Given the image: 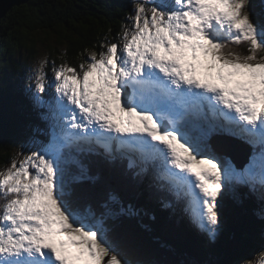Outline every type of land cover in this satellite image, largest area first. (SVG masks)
<instances>
[{
    "label": "snow or ice",
    "instance_id": "1",
    "mask_svg": "<svg viewBox=\"0 0 264 264\" xmlns=\"http://www.w3.org/2000/svg\"><path fill=\"white\" fill-rule=\"evenodd\" d=\"M247 3L140 0L122 46L102 44L79 70L67 62L53 66L54 102L40 95L49 86L47 59L41 62L33 99L56 123L44 150L0 171V264H130L104 226L115 215L109 205H120L118 195L109 194L99 215L74 204L71 185L91 177L65 155L69 149L159 162L157 178L187 201L193 223L212 237L222 189L234 182L252 191L259 186L264 195V55H257L264 24ZM241 42L246 53L228 48ZM215 134L240 136L259 152L237 170L208 151ZM128 166H136L131 157ZM119 210L137 214L131 205Z\"/></svg>",
    "mask_w": 264,
    "mask_h": 264
},
{
    "label": "trees",
    "instance_id": "2",
    "mask_svg": "<svg viewBox=\"0 0 264 264\" xmlns=\"http://www.w3.org/2000/svg\"><path fill=\"white\" fill-rule=\"evenodd\" d=\"M149 2L160 4L161 0ZM131 7L132 0H30L26 4L13 7L0 20V149L4 148L0 152V170L13 161L11 139L20 142L21 137H37L38 145L45 148L51 124L50 117L43 118L50 115L47 107L33 108L36 90L31 88L33 94L30 93L29 99L28 91L24 87L25 68L19 63L17 56L24 52H27L28 57L34 56L36 45L41 42L47 46L53 62H67L79 70V64L90 53L99 54L102 51V44L119 42L122 46L124 27H131L133 23L130 16L134 15V11H130ZM52 42L62 46L63 52ZM240 49L246 53L248 46L247 49L234 48V51L240 52ZM257 55H264V50L258 51ZM14 74L19 75L16 82L20 86L15 87L10 83H15ZM49 93L46 90L40 95L48 101ZM95 164L108 183L102 184L99 189L106 191L108 187L113 188L112 193L118 195L120 205L125 208L131 205L136 209L135 218L139 220H129L132 222L129 227L134 229L135 234L144 236L146 241H141L145 245L150 244V247L155 248L158 241L161 247L157 249L158 259L164 258L166 261L163 249H172L177 253L170 251L174 253L170 257L175 264L250 263L255 262V256L263 260L262 190L254 193L240 186L237 188V195L226 191L224 197L220 198L223 213L221 224L219 223L215 237H212L195 226L188 212L185 216L182 208L174 204L166 207L165 204L169 205L166 191L163 192L165 195L154 194V189L148 190L146 179H140L139 175L133 183L125 180L129 175L124 169L128 162L125 165L101 161ZM145 166L148 170L151 164ZM125 181L131 185L129 192L119 188V184H125ZM163 186L162 191L168 187L165 182ZM153 194L156 198H152ZM179 213L184 215L183 219ZM109 234L115 237L112 230H109ZM168 241L171 243L168 244ZM138 245L135 242L130 247L135 257L149 259L148 262L156 259L155 256L149 258V254L138 248Z\"/></svg>",
    "mask_w": 264,
    "mask_h": 264
},
{
    "label": "rangeland",
    "instance_id": "3",
    "mask_svg": "<svg viewBox=\"0 0 264 264\" xmlns=\"http://www.w3.org/2000/svg\"><path fill=\"white\" fill-rule=\"evenodd\" d=\"M139 2H140V0H132V7L130 8V11L133 10L134 11V14H135V6ZM246 10L250 12L251 17L255 21H258L261 24H264V0H248V3L246 4ZM52 43L54 45H56L55 42H52ZM247 46H248L247 45V42H241L240 44L230 43L228 45V48L234 47V48H236V49L239 50L240 47H243V49H247ZM56 48H58L59 51L61 50L63 52V47L62 46L56 45ZM234 48L231 49V50L234 51ZM226 50H227V48H226ZM240 52L245 53V50H241L240 49ZM17 58L20 59L19 60V63L22 64V66H24V68H25V71H23V72H25V74H26V76L24 77V82H25L26 85L24 87H26V89L28 91L29 99H30V93H32V91H30L31 88H32V90H36L35 81H36L37 69L41 66V62L44 61L45 59H47V64L44 66V72L46 73V81L49 82V86L46 87V90H48V92H50L49 93L50 96L48 95L49 96V100L48 101L54 102L55 92H54V87L51 86V81H52L53 76H54L52 69H53V66L54 65L55 66H59V65H61L63 63H61V61H58V63L53 62V59H51V57H50V54H49V51H48L47 46H45L41 42H39L36 45V54L34 56L28 57L27 52H24L21 55H18ZM87 59H85V60H87ZM15 74H18V73H15ZM18 77H19V75H15L14 76L13 79H14L15 83L10 82L11 84L15 85V87L20 86V84H18V82H16V80L18 79ZM33 108L34 109H39L40 107H38L35 104ZM42 108H44V107H42ZM47 116L51 118L50 122H51L52 125L50 124V129L52 130L53 125L56 123V121L52 118L51 114L50 115H47ZM36 131H38V129H36ZM48 135H49L48 138L51 139V137H52V131H50L48 133ZM235 137L236 138L238 137V139H239L240 136H235ZM226 139H228V138H226ZM243 139L240 137L239 140L241 142H238V143H241L243 146H246V147H244V149H246V150L242 149V152H241V149H239V150L237 149V151L240 153V155H241V157L243 159L241 162H239L238 160H235L234 161L233 160L234 157H232L230 155L227 156L226 153H225V152L231 153V148L228 145L231 144V143H233V142L235 143V141H234L235 139L234 140L233 139L230 140L231 142H228V141L224 140L225 145L222 143L221 146H217L216 145V143H217L216 136H214V137L211 138V140H208L207 141V145L210 147V148H208V151L211 152V153H213V154H215L216 156H218L221 160L230 163L237 170L243 171L252 162L253 157L255 155H257V153L255 154L256 150L259 149V148H257V149L255 148L254 149L252 144L248 143L246 139H244V140ZM11 141H12L11 143L13 145L12 146L13 147L12 148V158L15 159V160H17V162H19L20 160H22L24 158V155H26V154H30L33 151H42V150H44L47 147V145L50 143V142L47 143L46 146H45V148H44L41 145H38V143H37L38 142L37 137H32V136H28V138H26V139H24L23 137H21V139H19L20 142H16V141H14L12 139H11ZM8 143H10V140H9ZM1 149L4 150L3 147H1ZM1 149H0V152H1ZM249 149H254V151H255V152L253 151V153L255 155L252 156L250 162L247 160ZM99 150H100L101 153H103L104 155H106L101 149H99ZM113 155H114V152H112L111 155H107V157H109V158L111 157V159H112V156ZM132 157L133 158H136L135 154H133ZM93 158L96 159V160H98V161H101V162H109L111 164L117 163L116 160H113L112 159L111 161H108L104 157L99 156V154H93ZM151 164L153 165V167H150L146 172H142L141 169L138 168V167H137V170L139 172L140 179H143V180L146 179V181H147L146 184H147L148 190L154 189L153 190V193L156 194V195L158 194L160 196V195H163V192L166 191V190H163V191L161 190V185L163 186V181H161V180H159L157 178V175H158L157 168L158 167L155 166L154 164H157L158 165V162H154V163H151ZM10 166H11V163L10 164H7L4 169H6L7 167H10ZM144 167H146V166H143L142 168H144ZM4 169L2 168L0 171H2ZM68 169H69V166H68ZM124 169L129 174L124 179L125 180L128 179V181H131L133 183V181H135L134 179H137V176H138V173H135L134 172V170H136V168H134V167L133 168L132 167L130 168L128 165H126L124 167ZM95 170L98 171V172H100L98 170V168H95ZM128 181H125V184L124 183L123 184L122 183L119 184V188L121 187L120 188L121 190L124 189L125 191L127 190L129 192L131 190V185L129 184ZM101 183L102 184H105V182H103V181H100V182L97 181V184H101ZM71 186L72 187L73 186H77L80 189V194L84 193V191H82V187L85 190V192H88V194L94 193V194H92L94 196H93V198L90 201H88V202H86V201L85 202H81V203L85 204L86 206H94L96 204L102 206L105 203H108V200H106L105 197H103L101 194H98L96 192V190H94V188L96 187V185L95 186L90 185L91 187L90 188H87L86 187L87 184L81 183L79 181L77 183L72 184ZM100 186H99V188H100ZM99 188L97 189V191H100ZM236 188L239 189L240 187L237 186L236 183L231 182L226 189H222L221 190L222 191V195L220 197H218V200H219V206H218L219 207V223L220 224H221V220H222L221 218L223 217V213L221 212V199L224 197V193L226 191L231 192L233 195L236 194ZM116 192H117V190H116ZM154 194L152 195V198L155 197ZM81 199H83V198L81 197ZM0 203H2V201H0ZM109 206L111 208H113V210L115 212V215L109 217V219L108 218H105V220H104V226H105L106 229H108V233H109V230H112V224H115V226L120 231L122 240L125 241L127 238L123 239V233L126 234V232L124 231V226H126L127 224H130L131 221H129V220H131L132 218H134L136 220H139V219L135 218L136 217L135 215H128V214H126L124 212H121L119 209H116L113 204H110ZM180 215H181V218L183 219L182 216H184V215L183 214H180ZM179 221L182 222V220H180V219H179ZM191 222L193 223V221H191ZM195 226H197V225L195 224ZM112 232H113V234L115 236L114 231H112ZM110 237L115 242H117L120 245L119 241H117V239L115 237H112L111 235H110ZM142 240L146 241V239L144 238V236H142ZM157 242H156L155 248L148 247L149 253H152L154 250H156L155 256H156V253H157V249H160L161 248L160 245H159V243H157ZM153 243H155V241H153ZM170 243L171 242L168 241V244H170ZM120 247H121V249L123 250V252L126 255V250L124 248H122L121 245H120ZM176 250H178V249H176ZM170 251L176 253L175 250L173 251L172 249H170ZM170 251H168V253H170ZM146 254H148V253L146 252ZM170 254L172 256H174V253H170ZM190 259L192 260V258H190ZM254 259H255V262L254 261H251V264H261L262 261H260L259 258H257L255 256ZM135 263L136 262L133 263L132 261H130V264H135ZM191 264H196V263H192L191 262ZM239 264H250V263L249 262L248 263L240 262Z\"/></svg>",
    "mask_w": 264,
    "mask_h": 264
},
{
    "label": "water",
    "instance_id": "4",
    "mask_svg": "<svg viewBox=\"0 0 264 264\" xmlns=\"http://www.w3.org/2000/svg\"><path fill=\"white\" fill-rule=\"evenodd\" d=\"M30 0H0V20L6 16V14L15 6H20L23 4H26L27 2H29ZM244 147L246 146H240L241 152L242 149H244ZM246 150V149H244ZM227 156H232V153L229 152H225ZM239 153V152H238ZM240 154V153H239ZM233 160L235 161V157L233 158ZM247 160H249V157L247 158ZM87 168V175L89 177H91V179H87V180H82L80 181L81 183H85L87 184V188H90V185H93L96 187L94 188V190H96V192L98 194H101L103 197H105L106 200H108L109 194L112 193L114 191L113 188H109L106 191H102L100 189V191H97V189L99 188L101 184H97V181H105L104 177H102L101 173L96 171L94 167L91 166H86ZM69 170L70 172H72L73 174H77L78 170L74 167V166H69ZM98 175V176H97ZM97 179V180H96ZM105 184L106 183L105 181ZM72 192H71V196H72V200L74 202V204L78 205V206H84L87 207L85 204L81 203V202H88L90 201L94 195V193L92 194H88V192H85V190L82 187V191H84V193L80 194V189L77 186H71ZM90 192V191H89ZM92 196V197H88V196ZM81 197L83 199H81ZM105 201V200H104ZM114 207L116 209H120V207H117L115 204H113ZM94 210H97V215L99 214L100 211H102V207L100 205H94L92 206ZM109 219V217H106ZM131 223V222H130ZM112 224V223H111ZM125 225V224H124ZM130 224H127L126 226H124V231L126 232V234L123 233V239L127 238L125 241L122 240L120 231L118 230V228L115 226V224H112V231H114L115 233V237H117V241H119L120 245L122 246V248H124L126 250V258L129 261H132L133 263L136 262L135 264H175V262L173 261V259L170 257V253H168V251H166L165 249H163L165 251V255L164 257L166 258V261L164 258H157V254L155 256V252L153 251L152 253H149V249L148 247H150V244H144V241H141L142 237L139 234H135L134 233V229H132L131 227H129ZM138 242L139 245L141 244V247L138 245V248L142 249L143 251H146L149 254V258H151V256H155L156 259H151V262H148L149 259H145V258H140V257H135L132 254V251L130 250V247L135 243ZM155 244V243H154Z\"/></svg>",
    "mask_w": 264,
    "mask_h": 264
},
{
    "label": "bare ground",
    "instance_id": "5",
    "mask_svg": "<svg viewBox=\"0 0 264 264\" xmlns=\"http://www.w3.org/2000/svg\"><path fill=\"white\" fill-rule=\"evenodd\" d=\"M67 1V0H66ZM88 19V18H87ZM86 35V34H85ZM82 36V35H81ZM85 37V36H84ZM59 131V130H58ZM218 135H221V136H224L225 134H216L215 136H216V139H217V143H216V145L217 146H221L222 145V143L225 145V143H224V140H223V138H221V137H218L217 138V136ZM225 139V138H224ZM233 140H234V138H233ZM216 141V140H215ZM230 148H231V153H232V155L235 157V159L236 160H238L239 162H241L243 159H242V157H241V155L238 153V151H237V149L239 150L240 149V146L239 145H237V143H236V140H235V143H234V145H232V144H229L228 145ZM70 151V150H69ZM213 151V150H212ZM252 153H253V151H251ZM255 152V151H254ZM258 152H259V150H256V152L255 153H257L258 154ZM67 154V156L68 155H71V154H69V153H66ZM251 161V160H250ZM249 161V162H250ZM122 162H118V163H113V164H121ZM236 163V162H235ZM137 165L136 166H134V168H136V170H134V172L135 173H138V175H139V172H138V170H137ZM133 168V167H132ZM139 168V167H138ZM239 187H240V185H238ZM247 189H249L248 187H246ZM257 188L259 189V190H261L260 188H259V186H257ZM254 192V191H253ZM235 195H237V188H236V194ZM179 215H180V213H179Z\"/></svg>",
    "mask_w": 264,
    "mask_h": 264
}]
</instances>
